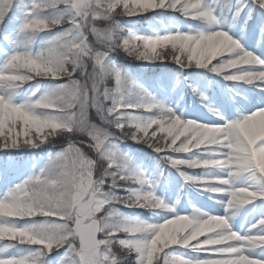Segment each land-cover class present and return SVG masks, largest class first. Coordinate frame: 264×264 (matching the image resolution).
Returning a JSON list of instances; mask_svg holds the SVG:
<instances>
[{
	"label": "snow or ice",
	"instance_id": "6c2138e0",
	"mask_svg": "<svg viewBox=\"0 0 264 264\" xmlns=\"http://www.w3.org/2000/svg\"><path fill=\"white\" fill-rule=\"evenodd\" d=\"M0 264H264V0H0Z\"/></svg>",
	"mask_w": 264,
	"mask_h": 264
},
{
	"label": "trees",
	"instance_id": "16d2710c",
	"mask_svg": "<svg viewBox=\"0 0 264 264\" xmlns=\"http://www.w3.org/2000/svg\"><path fill=\"white\" fill-rule=\"evenodd\" d=\"M130 59V58H129ZM129 68L132 70V71H142V70H146V67L140 63H132L129 65ZM131 143V142H129Z\"/></svg>",
	"mask_w": 264,
	"mask_h": 264
},
{
	"label": "rangeland",
	"instance_id": "374dc122",
	"mask_svg": "<svg viewBox=\"0 0 264 264\" xmlns=\"http://www.w3.org/2000/svg\"><path fill=\"white\" fill-rule=\"evenodd\" d=\"M120 61L122 62V63H125L126 64V66L129 68V65L130 64H136V63H140V62H137V61H135V60H132V59H129V58H125V57H123V56H121L120 58ZM141 64V63H140ZM42 154V153H41Z\"/></svg>",
	"mask_w": 264,
	"mask_h": 264
}]
</instances>
